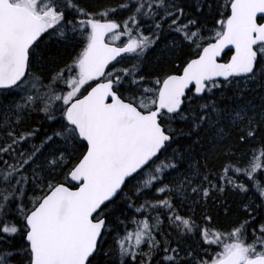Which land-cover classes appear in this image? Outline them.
Wrapping results in <instances>:
<instances>
[{
	"label": "snow or ice",
	"instance_id": "obj_1",
	"mask_svg": "<svg viewBox=\"0 0 264 264\" xmlns=\"http://www.w3.org/2000/svg\"><path fill=\"white\" fill-rule=\"evenodd\" d=\"M0 264H264V0H0Z\"/></svg>",
	"mask_w": 264,
	"mask_h": 264
},
{
	"label": "trees",
	"instance_id": "obj_2",
	"mask_svg": "<svg viewBox=\"0 0 264 264\" xmlns=\"http://www.w3.org/2000/svg\"><path fill=\"white\" fill-rule=\"evenodd\" d=\"M104 0H84L86 6L95 7L97 4L103 3Z\"/></svg>",
	"mask_w": 264,
	"mask_h": 264
}]
</instances>
